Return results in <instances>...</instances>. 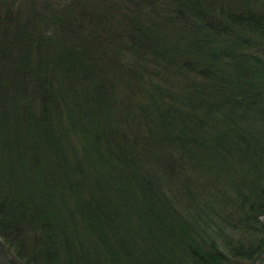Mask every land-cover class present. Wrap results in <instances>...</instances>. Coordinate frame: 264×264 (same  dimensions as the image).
Segmentation results:
<instances>
[{
    "label": "trees",
    "instance_id": "obj_1",
    "mask_svg": "<svg viewBox=\"0 0 264 264\" xmlns=\"http://www.w3.org/2000/svg\"><path fill=\"white\" fill-rule=\"evenodd\" d=\"M0 264H264V0H0Z\"/></svg>",
    "mask_w": 264,
    "mask_h": 264
}]
</instances>
